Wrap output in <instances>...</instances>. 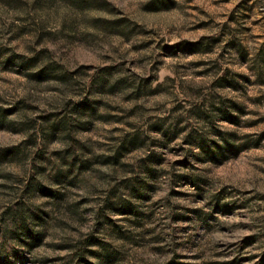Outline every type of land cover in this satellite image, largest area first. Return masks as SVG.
<instances>
[{
	"label": "rangeland",
	"instance_id": "rangeland-1",
	"mask_svg": "<svg viewBox=\"0 0 264 264\" xmlns=\"http://www.w3.org/2000/svg\"><path fill=\"white\" fill-rule=\"evenodd\" d=\"M0 264H264V0H0Z\"/></svg>",
	"mask_w": 264,
	"mask_h": 264
}]
</instances>
